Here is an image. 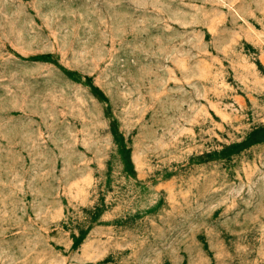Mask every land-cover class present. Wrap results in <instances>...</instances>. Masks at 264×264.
<instances>
[{
	"label": "rangeland",
	"instance_id": "obj_1",
	"mask_svg": "<svg viewBox=\"0 0 264 264\" xmlns=\"http://www.w3.org/2000/svg\"><path fill=\"white\" fill-rule=\"evenodd\" d=\"M0 264H264V0H0Z\"/></svg>",
	"mask_w": 264,
	"mask_h": 264
}]
</instances>
